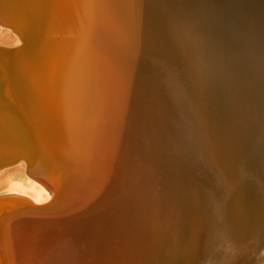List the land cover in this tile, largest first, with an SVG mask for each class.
Segmentation results:
<instances>
[{
	"label": "bare ground",
	"instance_id": "obj_1",
	"mask_svg": "<svg viewBox=\"0 0 264 264\" xmlns=\"http://www.w3.org/2000/svg\"><path fill=\"white\" fill-rule=\"evenodd\" d=\"M0 21L21 38L0 43V123L4 98L47 193L0 195V264H72L91 234L118 235L111 224L132 231L127 243L140 264H264V237L260 250L246 247L247 226L225 223L230 206L206 202L181 171L220 163L231 208L264 222V33L228 0H0ZM97 103L156 156L182 227L176 250L174 239H139L141 200L105 158H92L84 133ZM3 138L0 162L10 152Z\"/></svg>",
	"mask_w": 264,
	"mask_h": 264
},
{
	"label": "rangeland",
	"instance_id": "obj_2",
	"mask_svg": "<svg viewBox=\"0 0 264 264\" xmlns=\"http://www.w3.org/2000/svg\"><path fill=\"white\" fill-rule=\"evenodd\" d=\"M228 1L230 5L235 8L238 17H240V19L245 22L247 26L251 27V29H253V31L258 34L264 33V0ZM20 40L21 38L12 28H9L8 25L3 24L0 21L1 44L13 46L17 45ZM1 101L2 106L5 107L6 111L4 112V117H2L3 119H1L2 124L0 123V143L3 142V135L7 134L6 142L8 143H6L7 145H5L4 148L10 152L8 153L7 159L5 158L4 161L0 162V167L2 166V168H0V195L11 191H20L38 195L42 200L46 199V191L36 180H33L32 178L36 177V174L34 175L28 171L26 162H29L24 155L25 153L23 152V149L26 148V132L22 128V131H19L17 127L13 125L11 119L13 107L9 104V101L5 100L4 98L3 100L1 99ZM104 109L105 108H102L101 104L97 103L95 106L90 108L91 112L89 111L88 115L86 116L90 118L88 120L90 123L88 127L90 128L87 127V132L84 134L88 136L85 137V139L89 140L92 145V158H97L99 160L105 158L109 164V168L113 171L111 174L113 179L117 180L118 184L122 186L124 191H129L130 195H138V198L141 200L139 203L140 209L138 220L147 226V231H141L139 239L142 240L146 236L150 235L151 237L154 236V238L160 237L165 241L174 239V244L180 243L183 234L181 229L182 227L179 223V218L177 217V210L175 212L174 209L170 207L174 204L172 194L163 190L164 185L161 184L160 181L162 176L159 171L155 169V164L153 165L152 163L156 160V156L151 154L152 152L146 153L143 151V138L142 134H140L138 130H136L134 127L123 125L122 122L120 123L119 121L113 122L110 116L107 117L104 115ZM125 114L130 113L125 112ZM31 115L34 116V119H36L37 111H33ZM75 116H82V114L80 115V113H78ZM48 124L51 126L52 122L49 121ZM15 155L20 157L18 161L17 159L10 160L12 156ZM212 162V165L200 162V164H198L196 167L185 165H183V167L181 166V171L183 172L182 175L185 179L183 184L189 185L192 189L194 188V190H196L206 202L209 201L211 205L218 204L221 205V207L226 205L230 206V210L228 209L229 211L226 209L225 223L233 226L235 230H241V232H243L242 226L246 225L249 235L245 236L241 234V236L244 237L243 242H248L247 244L250 245H246V243L245 245L246 247L251 246L249 248L252 250H254V247L256 250H260V247H264V245H261L264 241V238H259V240L258 236L260 235L259 237H264V222L257 218L258 216H250L245 211L231 208L232 203L228 201V196L230 197L231 192L227 183H225L223 180V178L228 175L229 171L227 168H223L220 163H214V161ZM201 169L202 171L204 169L208 175L205 172H202ZM262 196L260 197L259 208L260 210L262 209V211H264V194ZM224 198H227V200L225 199V202L223 201ZM122 217L123 216H121V218ZM177 225L179 226L176 227ZM110 227L113 229L111 233L112 235L118 233L117 236H112L113 244L109 243L112 238L110 239L104 236L105 238L103 237V239L102 236L100 237L97 233L95 235L91 234L90 240L92 243L88 244V248H83L84 252L79 254L76 253L75 255H77V257L74 255V258L73 256L74 261L72 264H140L137 256H135V254L132 252L131 245L128 246L127 243L128 237L133 235L132 231H128L126 233L119 225L113 226L111 224ZM114 237L116 241L114 240ZM99 238L102 241L100 240L97 242L96 240H99ZM256 240L260 241V243L258 241L260 244V247L258 248L257 246L259 244ZM93 242L95 244H93ZM255 242L257 245L254 246V244H256ZM107 243H109V245L112 244L110 245L111 247ZM177 245L178 244H175V246H173L172 244L175 250ZM112 247L113 250L111 249ZM169 247L170 246L167 248L169 249ZM177 247H179V245ZM148 250L150 251V249ZM149 251H146V256H149ZM79 257H81V259ZM262 257L264 258V253H262ZM257 262L258 261L255 263ZM61 264H71V260H63L61 261Z\"/></svg>",
	"mask_w": 264,
	"mask_h": 264
},
{
	"label": "water",
	"instance_id": "obj_3",
	"mask_svg": "<svg viewBox=\"0 0 264 264\" xmlns=\"http://www.w3.org/2000/svg\"><path fill=\"white\" fill-rule=\"evenodd\" d=\"M20 157H18L17 155H15V156H12V158L10 159V160H14V159H17V161H18V159H19ZM27 166H28V171L29 172H31V173H33V174H36V169H34L35 168V164H32V163H27ZM37 175V174H36Z\"/></svg>",
	"mask_w": 264,
	"mask_h": 264
}]
</instances>
